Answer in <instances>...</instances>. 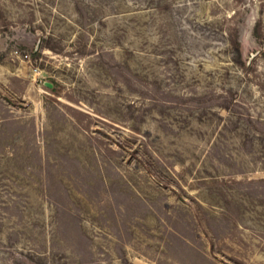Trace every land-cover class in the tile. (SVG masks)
Masks as SVG:
<instances>
[{"label": "rangeland", "instance_id": "374dc122", "mask_svg": "<svg viewBox=\"0 0 264 264\" xmlns=\"http://www.w3.org/2000/svg\"><path fill=\"white\" fill-rule=\"evenodd\" d=\"M0 264H264V0H0Z\"/></svg>", "mask_w": 264, "mask_h": 264}]
</instances>
